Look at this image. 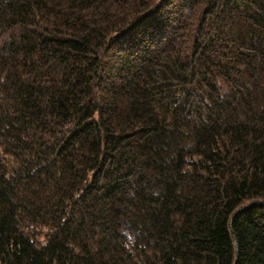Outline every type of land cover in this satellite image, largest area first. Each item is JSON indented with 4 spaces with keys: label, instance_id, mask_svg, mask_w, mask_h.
Segmentation results:
<instances>
[{
    "label": "trees",
    "instance_id": "16d2710c",
    "mask_svg": "<svg viewBox=\"0 0 264 264\" xmlns=\"http://www.w3.org/2000/svg\"><path fill=\"white\" fill-rule=\"evenodd\" d=\"M0 264H264V0H0Z\"/></svg>",
    "mask_w": 264,
    "mask_h": 264
}]
</instances>
